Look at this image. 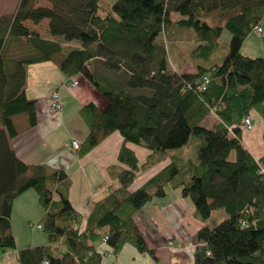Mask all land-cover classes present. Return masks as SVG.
Instances as JSON below:
<instances>
[{
  "label": "trees",
  "instance_id": "trees-1",
  "mask_svg": "<svg viewBox=\"0 0 264 264\" xmlns=\"http://www.w3.org/2000/svg\"><path fill=\"white\" fill-rule=\"evenodd\" d=\"M16 3L0 14V253L15 250L19 264H103L125 245L153 256L134 214L178 189L203 222L193 264H264V156L254 157L241 144L242 121L255 114L264 144V58L240 52L264 20V0ZM45 20L57 40L24 25ZM224 30L229 49L222 62H213ZM59 38L79 46L65 48ZM165 41L174 44L173 58ZM49 61L69 80L83 77L106 100L105 109L93 103L80 108L88 133L78 155L112 133L123 139L113 169L117 186L94 204L83 228L70 201L69 174L27 165L11 144L18 134L14 117L25 114L34 123V102L25 90L28 66ZM184 63L194 71H179ZM208 113L217 118L212 128L201 125ZM188 140L197 142L193 154L183 147ZM31 189L43 208L38 225L48 243L16 250L12 203ZM218 210L224 218L206 224Z\"/></svg>",
  "mask_w": 264,
  "mask_h": 264
},
{
  "label": "crops",
  "instance_id": "crops-1",
  "mask_svg": "<svg viewBox=\"0 0 264 264\" xmlns=\"http://www.w3.org/2000/svg\"><path fill=\"white\" fill-rule=\"evenodd\" d=\"M29 23L26 21L24 25L48 38V30L45 33L36 30L41 24H45L48 29L47 22L42 21L37 25ZM59 40L65 48L70 45L79 46L72 41L67 43L60 38ZM93 68L100 72L97 66ZM183 68L184 65H181L178 70ZM28 71L25 90L28 100L34 102V123H31L25 114L13 118L12 123L18 133L11 140L14 152L27 165L44 167L46 172L54 169L66 171L70 176L69 196L72 206L81 214L83 220H87L94 204L117 186L113 169L117 165L116 159L123 139L119 133H112L86 155L79 156L77 150L70 146V141L75 139L81 143L88 133L79 110L88 103L105 109L106 100L81 76L73 75L70 78L78 82L76 86L65 85L69 77L51 61L29 65ZM186 71L193 72L194 69L187 68ZM54 90L59 91L62 101V111L58 114L50 109V95ZM251 118L254 126L247 131L243 129L241 144L254 157L259 158L264 156L263 122L258 114L252 115ZM216 120L215 114L208 113L201 125L212 128ZM196 144V141L188 140L183 147L193 154ZM146 153L141 150L139 158L143 159ZM155 171V168H152L141 173L132 187H139ZM167 191L168 194L164 198H153L134 214L136 225L153 251V256L125 245L120 252L105 256L103 264H193L192 252L197 245L196 232L203 222L194 217L191 201L182 198L178 189ZM11 209L12 223L14 213L18 210L23 212L22 222L40 220L42 216L36 193L32 190L17 196ZM208 221L206 224H209ZM31 246H34V242L25 247ZM16 249H19L17 244ZM15 252L0 253V264H18L14 261Z\"/></svg>",
  "mask_w": 264,
  "mask_h": 264
},
{
  "label": "rangeland",
  "instance_id": "rangeland-1",
  "mask_svg": "<svg viewBox=\"0 0 264 264\" xmlns=\"http://www.w3.org/2000/svg\"><path fill=\"white\" fill-rule=\"evenodd\" d=\"M108 2H111L113 0H107ZM16 0H0V14L4 12H11L13 11L15 5H16ZM175 16V15H173ZM45 22H47L45 20ZM30 24V23H29ZM261 25L262 28V33L258 34L256 32H251L247 35L246 39L243 41V44L241 45L240 52L242 55H246L248 57H262L264 58V20L261 21L259 24ZM39 30L40 33L46 32L47 28L45 24H41L36 27V30ZM49 34V32H48ZM52 37L51 34H49L48 38ZM47 38V37H46ZM230 40V36L227 30H224L223 33L221 34V42L220 46L218 47L219 49L215 51L212 54L211 59L213 62H222V57L226 54L228 51V41ZM74 44H77L78 41L74 40ZM165 43V50L167 51V54L169 55V58L174 56L177 51L174 49V44L172 41ZM179 54V53H178ZM211 60V61H212ZM55 65V63H54ZM184 65V68L181 69V71H186L187 68H192L191 65L188 63L182 64ZM56 66V65H55ZM30 70V69H29ZM29 74V71H28ZM214 115V114H213ZM241 128L243 129V126L241 125ZM244 131V130H242ZM261 165L264 166V163H261ZM32 190V189H31ZM34 191V190H32ZM38 206L41 208V206L38 203ZM42 209V214H43V208ZM22 211L18 210L14 213L13 216V223H11V231H13V236L15 239L16 244L18 245L19 249H23L22 247H25L27 244H32L34 242V246L36 245H47V237L43 233L40 228L37 227L39 224L40 220H35V221H24L22 222ZM225 216V213L221 210H218L214 212L212 215L211 219L208 221L210 225L217 224L219 223ZM86 220H83V223L80 225L81 228L85 225ZM32 240V241H31ZM45 243V244H44ZM18 250V249H16ZM11 252V251H8ZM15 263L17 262V258L15 257L14 259ZM18 263V262H17ZM19 264V263H18Z\"/></svg>",
  "mask_w": 264,
  "mask_h": 264
},
{
  "label": "built area",
  "instance_id": "built-area-1",
  "mask_svg": "<svg viewBox=\"0 0 264 264\" xmlns=\"http://www.w3.org/2000/svg\"><path fill=\"white\" fill-rule=\"evenodd\" d=\"M252 32L253 33L256 32L258 34L262 33L261 26L260 25L254 26L253 29H252ZM204 81H205V83L208 82L206 79ZM77 84H78V82L76 80H74V79L69 80V81L66 82V85L69 86V87L76 86ZM202 88H204V85H203ZM50 99H51L50 109L53 112H55V114L60 113L61 112V99L59 97L58 91L52 92L51 93V96H50ZM242 123H243L242 124L243 129H245L246 131L252 129L253 126H254V122H253V120H252V118L250 116H247L246 118H244V120L242 121ZM70 142H71L70 143V146L74 150L79 147V144H80L79 141H77V140L74 139V140H72ZM37 227L40 228L39 225H37Z\"/></svg>",
  "mask_w": 264,
  "mask_h": 264
},
{
  "label": "bare ground",
  "instance_id": "bare-ground-1",
  "mask_svg": "<svg viewBox=\"0 0 264 264\" xmlns=\"http://www.w3.org/2000/svg\"><path fill=\"white\" fill-rule=\"evenodd\" d=\"M65 85H66V84H65ZM54 91H58V90H54ZM54 91H52V92H54ZM52 92H51V93H52ZM58 92H59V91H58ZM50 96H51V95H50ZM59 97H60V94H59ZM61 109H62V101H61ZM61 111H62V110H61ZM261 171L264 172V169L261 168Z\"/></svg>",
  "mask_w": 264,
  "mask_h": 264
}]
</instances>
